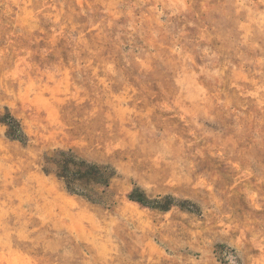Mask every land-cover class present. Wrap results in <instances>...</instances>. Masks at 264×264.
Instances as JSON below:
<instances>
[{"label":"rangeland","instance_id":"rangeland-1","mask_svg":"<svg viewBox=\"0 0 264 264\" xmlns=\"http://www.w3.org/2000/svg\"><path fill=\"white\" fill-rule=\"evenodd\" d=\"M7 113L0 264H264V0H0ZM54 149L105 195L46 175Z\"/></svg>","mask_w":264,"mask_h":264},{"label":"trees","instance_id":"trees-1","mask_svg":"<svg viewBox=\"0 0 264 264\" xmlns=\"http://www.w3.org/2000/svg\"><path fill=\"white\" fill-rule=\"evenodd\" d=\"M0 124L6 127L7 137L11 140H22L25 136L20 122L9 113L0 117ZM42 170L46 175L54 176L60 181L64 189L75 195L86 197L90 200H100L109 188L114 171L108 166L87 162L76 156L71 150L54 149L46 151L42 158ZM129 200L156 210L165 211L175 205L172 196H157L149 198L139 188L133 189ZM180 203V207L190 211V207Z\"/></svg>","mask_w":264,"mask_h":264}]
</instances>
